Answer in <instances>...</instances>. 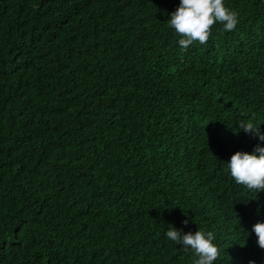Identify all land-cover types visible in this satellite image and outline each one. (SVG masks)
<instances>
[{
    "label": "trees",
    "instance_id": "trees-1",
    "mask_svg": "<svg viewBox=\"0 0 264 264\" xmlns=\"http://www.w3.org/2000/svg\"><path fill=\"white\" fill-rule=\"evenodd\" d=\"M224 4L184 50L179 0H0V264H193L170 225L264 264V191L226 167L264 147L237 126L264 134V0Z\"/></svg>",
    "mask_w": 264,
    "mask_h": 264
},
{
    "label": "clouds",
    "instance_id": "clouds-1",
    "mask_svg": "<svg viewBox=\"0 0 264 264\" xmlns=\"http://www.w3.org/2000/svg\"><path fill=\"white\" fill-rule=\"evenodd\" d=\"M238 15L237 11L225 7L224 0H179L178 7L169 14L166 23L181 37L178 40L179 46L187 50L194 42L206 44L216 23L222 25L223 32L234 30ZM237 126L238 130L264 141L260 125L242 120ZM226 167L237 185L255 194L264 191V147L257 144L251 154L236 151L230 156ZM183 223L186 225L188 221L184 220ZM251 230L257 238L258 247L264 249V222H256ZM165 235L183 251L191 250L194 253L196 259L193 264H214L220 256V249L213 243L216 237L212 231L183 233L170 225ZM248 264H255V261L250 260Z\"/></svg>",
    "mask_w": 264,
    "mask_h": 264
}]
</instances>
